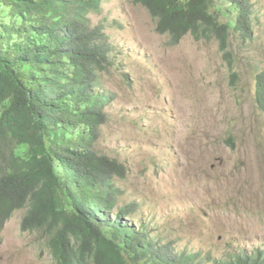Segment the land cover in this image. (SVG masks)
I'll return each mask as SVG.
<instances>
[{
  "label": "rangeland",
  "instance_id": "obj_1",
  "mask_svg": "<svg viewBox=\"0 0 264 264\" xmlns=\"http://www.w3.org/2000/svg\"><path fill=\"white\" fill-rule=\"evenodd\" d=\"M249 3L251 37L230 32L232 65L217 39L187 34L172 42L131 0H104L97 17H107L118 55L100 73L112 99L96 150L127 167L126 179L116 180L125 193L119 205H137L126 223H144L151 235L207 263L264 253V106L256 96L264 0ZM25 213L0 223V264H53L41 231L23 228Z\"/></svg>",
  "mask_w": 264,
  "mask_h": 264
},
{
  "label": "trees",
  "instance_id": "obj_2",
  "mask_svg": "<svg viewBox=\"0 0 264 264\" xmlns=\"http://www.w3.org/2000/svg\"><path fill=\"white\" fill-rule=\"evenodd\" d=\"M102 1L0 0V223L26 209L23 228L41 231L53 264H264L262 251L207 263L126 223L136 207L119 205L115 180L126 166L96 150L112 99L100 73L118 55L107 17L97 20ZM131 1L175 43L192 34L227 50L230 32L248 39L255 20L249 0ZM257 83L264 105V75Z\"/></svg>",
  "mask_w": 264,
  "mask_h": 264
},
{
  "label": "clouds",
  "instance_id": "obj_3",
  "mask_svg": "<svg viewBox=\"0 0 264 264\" xmlns=\"http://www.w3.org/2000/svg\"><path fill=\"white\" fill-rule=\"evenodd\" d=\"M162 34H165V33H162ZM191 36H193L192 34H190ZM169 36V35H168ZM194 37V36H193ZM195 38V37H194ZM195 39H204V40H211V39H217V38H211V39H207V38H205V37H198V38H195ZM181 40V39H180ZM218 40V39H217ZM218 42H219V46H220V49H221V51L224 53V57H225V55H226V52L228 51V52H230L229 50H228V48H227V50H223L222 48H221V42H220V40H218ZM232 54V53H231ZM226 59V58H225ZM264 75V73L263 72H259V73H257L256 75H257V77H256V91H257V93H256V96H257V94H258V76L259 75ZM262 106H264V105H262ZM114 159H116V158H114ZM118 160V159H117ZM125 165V164H124ZM126 166V165H125ZM126 175H127V167H126ZM117 179H121V178H116L115 180H117ZM124 180L126 179V176L123 178ZM124 190V189H123ZM123 194H125V193H123ZM123 203H125V202H123ZM132 204L136 207L135 208V211H134V213L136 212V210H137V205H135L133 202H132ZM141 222H143L142 220H141ZM161 241H162V243H165L162 239H161ZM167 243V242H166ZM259 252V251H258ZM253 254V253H252Z\"/></svg>",
  "mask_w": 264,
  "mask_h": 264
}]
</instances>
